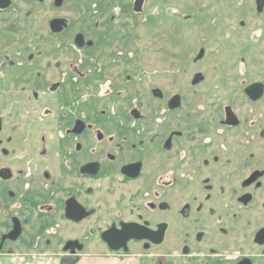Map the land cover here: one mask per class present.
Returning a JSON list of instances; mask_svg holds the SVG:
<instances>
[{
    "label": "flooded vegetation",
    "instance_id": "af4514ba",
    "mask_svg": "<svg viewBox=\"0 0 264 264\" xmlns=\"http://www.w3.org/2000/svg\"><path fill=\"white\" fill-rule=\"evenodd\" d=\"M12 6L0 0V17ZM256 9L264 14L263 0ZM54 20L64 21L58 33ZM71 26L58 17L48 29L77 54L113 41ZM5 41L0 34V264H96L102 252L127 264L264 261V66L232 91L202 76L187 96L149 89L143 109L142 91L130 100L125 88L136 73L93 72L81 59L61 67ZM105 101L112 113L98 111Z\"/></svg>",
    "mask_w": 264,
    "mask_h": 264
},
{
    "label": "rangeland",
    "instance_id": "374dc122",
    "mask_svg": "<svg viewBox=\"0 0 264 264\" xmlns=\"http://www.w3.org/2000/svg\"><path fill=\"white\" fill-rule=\"evenodd\" d=\"M54 1L13 0L10 13L0 17V34L6 38L4 44L17 42L21 50L29 46L31 52L44 51L43 62L60 60L61 67L81 59L83 69L91 68L93 72L101 68L114 75L136 73L134 81L125 88L130 100L136 90L142 91L138 102L144 104L143 109L149 101L145 99H150L146 95L149 89L157 88L167 98L176 92L187 96L192 80L202 76L206 83H227L226 88L232 91L234 84L250 78L252 65L264 66V44L263 50L258 49V62L254 64L250 51L264 26V14L257 13L256 9L259 0H144L142 14L133 12L135 0H68L61 8ZM192 15L195 22L186 21ZM112 16L115 22L108 24ZM58 17L69 19L74 32L81 31L89 39L113 41L105 51L100 45L92 52L77 54L72 46L63 43L68 39L53 36L49 31V21ZM10 21L15 24L13 30L7 31ZM109 32L110 37L105 39ZM49 67L51 81L57 78L53 74L57 70L53 65ZM238 72L241 74L236 77ZM218 88L209 92L219 94ZM196 89H191L192 93H198ZM53 102L55 98L50 103ZM1 104V111L5 112L7 104ZM112 108L105 101L98 106V111L112 113ZM102 254L105 256L99 255L96 264H127Z\"/></svg>",
    "mask_w": 264,
    "mask_h": 264
},
{
    "label": "water",
    "instance_id": "95a60500",
    "mask_svg": "<svg viewBox=\"0 0 264 264\" xmlns=\"http://www.w3.org/2000/svg\"><path fill=\"white\" fill-rule=\"evenodd\" d=\"M142 0H138L137 3H136V8L135 10L136 11H141V5H142ZM60 4V0H57V3L56 5L58 6ZM64 23L63 20H54L51 22L50 26H51V30L54 32V33H58L61 31V27H62V24ZM104 239L106 240V236H104ZM116 249V248H115Z\"/></svg>",
    "mask_w": 264,
    "mask_h": 264
}]
</instances>
